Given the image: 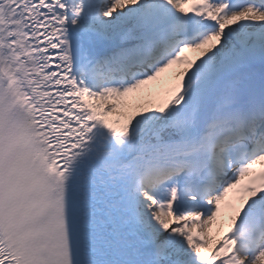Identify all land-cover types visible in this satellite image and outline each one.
I'll list each match as a JSON object with an SVG mask.
<instances>
[{"label": "snow or ice", "instance_id": "6c2138e0", "mask_svg": "<svg viewBox=\"0 0 264 264\" xmlns=\"http://www.w3.org/2000/svg\"><path fill=\"white\" fill-rule=\"evenodd\" d=\"M0 264H264V0H0Z\"/></svg>", "mask_w": 264, "mask_h": 264}, {"label": "bare ground", "instance_id": "6f19581e", "mask_svg": "<svg viewBox=\"0 0 264 264\" xmlns=\"http://www.w3.org/2000/svg\"><path fill=\"white\" fill-rule=\"evenodd\" d=\"M213 235L215 236L216 234H215V233H213Z\"/></svg>", "mask_w": 264, "mask_h": 264}]
</instances>
